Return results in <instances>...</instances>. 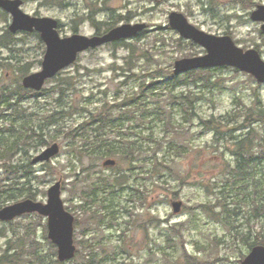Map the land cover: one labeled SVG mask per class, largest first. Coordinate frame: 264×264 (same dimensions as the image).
Listing matches in <instances>:
<instances>
[{"label":"rangeland","instance_id":"rangeland-1","mask_svg":"<svg viewBox=\"0 0 264 264\" xmlns=\"http://www.w3.org/2000/svg\"><path fill=\"white\" fill-rule=\"evenodd\" d=\"M260 4L264 0H23L25 12L58 19L62 36L103 34L124 23H147V28L124 43L110 42L80 53L74 64L48 79L39 94L22 102L27 113L32 112L35 130L46 134V142L35 137L14 147V161L29 165L30 181L22 178L26 189L0 195L1 208L27 198L47 202L49 188L60 180L66 208L76 219L86 220L75 229L77 250L84 255L99 251L102 259L106 257L102 264H186V255L199 264H241L252 249L241 240L243 233H252L251 239L264 236V214L252 216L250 190L241 179L236 195L226 199L225 169L227 161H235L232 139L244 132L232 135L230 129L247 109L264 108V83L235 67L221 66L199 69L187 83L173 88L168 74L175 61L207 51L171 28L169 15L182 12L198 28L231 35L239 46L256 48L264 58L262 22L251 18ZM11 23L12 15L0 8V87L16 89L25 75L41 69L46 44L37 31L12 33ZM155 81L162 84L153 90L143 87ZM184 95L195 101L194 111L181 104ZM133 97L141 104L125 105ZM104 107H120L112 111L118 119L113 127L97 133L99 124L94 123V128L73 131L82 137H67ZM158 107L164 119L157 116ZM210 118L227 124L221 134L204 127L203 120ZM170 121L181 132L172 149L170 141L177 134L169 128ZM16 127L20 135L24 127ZM258 130L264 132L260 126ZM6 135L8 144L1 152L17 142ZM98 137L120 150L135 143L143 152L128 163L114 155L99 156L98 145L79 152L81 144ZM54 142L60 143V152L33 164V157ZM161 142L159 161H167L171 171L154 169ZM109 157L117 165L105 166ZM123 170L128 182L120 185ZM256 171L264 184V164ZM173 200L183 201L181 212H174ZM225 200L238 211L231 225L218 214L219 202ZM48 232V219L38 213L0 221V254L10 248L23 257L19 264H34L30 255L37 251L44 258L35 264H57L58 247ZM74 258L63 264H76Z\"/></svg>","mask_w":264,"mask_h":264},{"label":"water","instance_id":"water-1","mask_svg":"<svg viewBox=\"0 0 264 264\" xmlns=\"http://www.w3.org/2000/svg\"><path fill=\"white\" fill-rule=\"evenodd\" d=\"M23 0H0V8L12 15L9 29L13 33L19 31L40 33L46 44V51L41 69L25 75L22 84L27 89L41 91L48 79L55 77L60 71L74 64L80 53L97 48L110 42L133 38L147 28V23H124L113 27L103 34L87 36L75 33L62 36L58 30L59 21L49 16H33L22 9ZM251 18L262 22L264 30V4L252 11ZM169 25L188 40L202 45L206 53L199 56L183 57L175 61L173 73L181 75L192 70L231 66L253 75L260 83H264V58L256 48L244 49L231 35L208 33L192 24L182 12L173 11L169 15ZM61 150L58 142L47 146L33 157L32 163L46 162ZM105 166H115V158H107ZM175 213L181 212L182 200L172 201ZM28 213H38L48 219V236L58 247V260L65 262L73 259L77 253L75 244V215L69 211L62 199V182L59 180L48 190L47 202L27 198L0 209V221H11ZM241 264H264V244L252 247Z\"/></svg>","mask_w":264,"mask_h":264},{"label":"trees","instance_id":"trees-1","mask_svg":"<svg viewBox=\"0 0 264 264\" xmlns=\"http://www.w3.org/2000/svg\"><path fill=\"white\" fill-rule=\"evenodd\" d=\"M141 34V33H140ZM139 34V35H140ZM116 43H124V40ZM135 51V50H134ZM133 51V52H134ZM209 70V68H203L201 71ZM214 70V69H212ZM198 70H192L182 75H175L173 72L168 74V78L171 81V86L174 88L180 83L185 84L188 82V77L192 74H196L201 72ZM161 81H155L151 84L145 85L146 89L153 90L154 86L161 85ZM59 91H57L58 93ZM142 92L145 94L146 90L143 89ZM61 93V92H60ZM34 94H39L32 89H25L23 85L18 84L16 89H13L9 86H2L0 87V148H4L5 144L7 143V133L10 134L13 138L17 139V142L11 144L9 148H5L3 152L0 151V195L8 193L9 191L15 188H22L26 189L25 185L27 182L30 181L28 167L29 165H23L20 161L15 162L14 157L18 152H12L14 147H19L21 143H26L29 139L39 137L41 138V142H46V134L38 133L35 130V125L30 123V113H27L29 108L24 107L22 102L27 100ZM137 97H133L125 105L133 106L136 104ZM184 101H181V104L186 107V110L195 109V101L189 96H182ZM139 103V102H138ZM141 104V103H139ZM124 110V109H123ZM128 111H131L129 109ZM158 113L157 116L164 119L162 113L164 111L162 108L158 107L156 109ZM60 114V113H59ZM94 114V113H93ZM92 115L91 120H87L80 124L78 127L73 129L72 131L67 133V137L69 138H76L82 137L83 135H77L74 132L80 129L90 128L93 127L94 123L99 124L98 127L95 129V132H99L104 130L108 127H113L118 119L115 116H112L113 113L106 110L99 111V113ZM53 122V121H51ZM204 127L210 130H213L215 134H221V127L227 124L224 123L222 120H217L215 118L204 119ZM20 124L24 127L21 130V134L18 135L17 125ZM258 126L264 128V108L259 106L257 108L247 109L244 113V116L240 123L237 125H233L230 129L231 134L233 135L234 132L244 131L240 136H235L232 140L231 152L233 156H235L234 164L230 161H227L226 169H225V176L226 183L224 188L228 191L226 196L229 197L231 194L233 196L236 195V184L241 179L244 184L248 187L250 192L247 196L251 198V210H253V215L256 218L264 214V201H263V194H264V184L263 179L257 178V168L260 165L264 164V132L258 130ZM169 128L171 131H174L177 136L175 139L170 141V149L176 146L175 140L178 139L177 137L181 132L174 126L173 122H169ZM74 131V132H73ZM24 134V135H23ZM224 134V133H223ZM236 134V133H235ZM97 137V136H96ZM218 137V135H217ZM219 138V137H218ZM8 144V143H7ZM75 144V143H72ZM91 147H87V146ZM81 144L79 152L84 154L86 152H90L93 149V146H99L100 151L98 152L99 156L103 157L106 155H114L118 156L119 160H123L124 162H133L136 160L135 153H140L142 151L141 145H135V143H131L126 148L119 149L118 146L113 145L109 142L108 139H100L99 137L96 138V142H91V144ZM164 146V143H159L158 148L155 150L154 157H155V164L154 169L158 172L159 170H167L171 171V166L167 164V161H159L158 152L160 148ZM104 150V151H103ZM2 154V155H1ZM125 163V164H126ZM165 164V165H164ZM163 167V169H162ZM123 170V177L125 180L120 183V185H124V183L128 182L127 174H125ZM26 178V183H21V179ZM230 194V195H229ZM32 196V195H30ZM1 199V197H0ZM220 204V212L218 213L220 219H222L226 225H231V219H234L233 215L237 214V209L231 208L230 204L226 202H219ZM3 204H0V208ZM127 213L131 214L128 210ZM219 219V218H218ZM86 221V220H85ZM85 221H81L80 219H76L75 226L78 228L79 225H84ZM252 233L245 234L243 233L242 239L240 238V234H236L238 239L244 240L250 247H253L258 244H264V236L262 234H257L255 238H252ZM12 249L8 248L6 251H3L0 254V264H19L20 261L23 262V257L21 259L20 256H16V253L11 252ZM108 251L103 252L102 254H106ZM112 253H115L114 251ZM30 256L35 258L37 262L35 263H43V256L38 254L37 251L33 252ZM76 264H102V262L106 261V257L103 259L99 255V251L92 250L89 254H85L80 250H77L76 253ZM74 258V259H75ZM105 258V259H104ZM186 264H199L198 260L192 259L190 256L186 255ZM194 258V257H193ZM100 260V261H99ZM57 264H63L59 260L55 261Z\"/></svg>","mask_w":264,"mask_h":264},{"label":"flooded vegetation","instance_id":"flooded-vegetation-1","mask_svg":"<svg viewBox=\"0 0 264 264\" xmlns=\"http://www.w3.org/2000/svg\"><path fill=\"white\" fill-rule=\"evenodd\" d=\"M120 107H113L112 109L111 108H106V107H104V108H102V111H106V110H108V111H110V112H112L114 109L115 110H118ZM92 128H94V127H92ZM117 163H118V161H117ZM110 167H113V166H110Z\"/></svg>","mask_w":264,"mask_h":264}]
</instances>
